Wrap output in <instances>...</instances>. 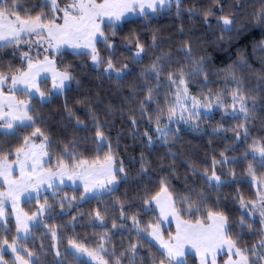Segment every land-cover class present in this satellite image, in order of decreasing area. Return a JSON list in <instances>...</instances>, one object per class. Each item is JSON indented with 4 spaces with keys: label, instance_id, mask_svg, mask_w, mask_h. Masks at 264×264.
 <instances>
[{
    "label": "trees",
    "instance_id": "1",
    "mask_svg": "<svg viewBox=\"0 0 264 264\" xmlns=\"http://www.w3.org/2000/svg\"><path fill=\"white\" fill-rule=\"evenodd\" d=\"M20 2L34 13L41 11L42 0ZM262 10L264 0H220L219 4L215 0H180L179 6L174 1L146 17L128 18L120 24L117 35L113 37L117 42V66H120V62L129 65L125 78L120 81L110 80L102 75V69H96L88 55L64 50L62 55L57 56L58 66L63 68L70 65L80 83L77 85L73 82L63 94H54L47 101L32 99L36 126L42 127L52 140L51 164H56V157L63 152L64 145L72 140L78 146L77 151L88 159L98 154L103 156L108 151L105 147L102 152H96L97 142L93 139L96 129L89 112L91 108L108 137L117 162L122 163L127 179L121 180L111 192L91 198L80 199L84 195L82 187L65 186L58 188L55 194L46 192L36 199L25 201L23 207L28 214L36 211L45 198L51 205L44 221L32 228L28 238L20 239L24 247L34 253L31 258L27 255L30 264H59L61 260L63 264H77L72 256L64 259L68 240L74 238L89 246H95L106 231L111 241L106 246H115L117 254L129 243L141 244V254H144L150 239L144 233L141 234L142 238L137 237L131 217L136 216L143 226L159 214L157 210L145 211L143 197L146 193L154 194L159 190L162 177L167 178L171 190L179 195L193 187L203 190L207 205L224 211L233 224L232 233H240V247L247 246L251 249L252 245L258 244L264 229L261 221L245 214L235 197L239 193L245 201L257 199L255 185L251 183V177L247 173L249 163L253 164L258 177L264 176V167H261L259 157L253 160L249 147L254 140L264 143V48L260 46L261 41H264V23H257L255 20ZM208 11L212 15L206 23L204 13ZM220 15L230 16L235 21L230 32L221 33L217 23ZM105 31L108 33L110 30L105 28ZM132 33L139 36L146 49L141 63L135 62L125 47V38ZM221 34L224 36L223 43L218 41ZM185 42L191 44L194 57L209 58L206 65L207 86L200 82L203 80L202 76L188 83L191 91L196 94L215 97L222 92L221 100L226 104L233 103L230 94L236 89V85L226 81L225 70L235 66L237 77L243 80L242 91L250 97L249 107L255 101V118L248 124L247 139L243 134L239 140L235 139L236 131H239L238 125L244 122L243 119H236L218 110L212 115H202V122L198 127H187L183 124H179V128L172 127L167 143L162 142L164 137H157L152 145L148 144L144 133L147 132L151 137L156 135L157 115H160L161 124L165 122L168 117L167 110L174 102L172 95H167V100L165 97L174 89L170 87L166 73L161 77L158 88L157 81L149 78V85L156 89L153 93L156 99L144 105L147 112L142 114L141 101L145 99L146 89L142 87L145 81L141 74L163 53H169L172 57L171 66L166 64L167 71H175L177 62L183 63V54L179 49ZM20 47L26 50V46ZM132 47L134 50V45ZM97 48L102 56L108 55L102 43L97 44ZM12 53V48L0 49V70H7L9 65L21 66L19 52L15 55ZM42 87L44 91L50 89V80L44 81ZM65 104L73 110L76 117L84 121V125L77 126L75 118H67ZM158 108L162 111L158 112ZM133 117L137 121L134 128L131 124ZM32 131L34 128L21 127L14 134L0 132V147L5 151L14 150L22 143L23 137L30 135ZM246 152L249 153L247 157ZM221 153H224L228 162L216 165V172L222 174L221 179L224 182L218 187H209L202 174L205 169L211 174L213 158L223 159ZM142 164L148 167L147 173L141 171ZM190 165L198 169L197 174H193ZM230 173H235V177ZM65 196L69 199L63 200L64 207L61 208L60 204ZM72 197L76 199L71 200ZM121 206L125 213L124 219L120 216ZM96 210H100L105 216L103 226L92 219ZM241 216L246 221L243 227L238 226ZM113 221L124 226L113 229ZM249 223L252 225L251 229L247 227ZM52 230L56 232L57 243L52 236ZM165 233L167 236L168 230ZM16 235L15 221L9 216L5 227L0 228V244L5 238L11 242ZM155 247L153 243V252ZM57 251L61 253V257L56 256ZM252 259L255 264H264V261L255 257ZM187 264H198V260L189 253Z\"/></svg>",
    "mask_w": 264,
    "mask_h": 264
},
{
    "label": "snow or ice",
    "instance_id": "2",
    "mask_svg": "<svg viewBox=\"0 0 264 264\" xmlns=\"http://www.w3.org/2000/svg\"><path fill=\"white\" fill-rule=\"evenodd\" d=\"M170 0H42L41 11L35 12L26 9L20 0H0V49H13V55L20 54L21 66L9 65L7 70H0V132L4 134H14L19 128H34L30 135L23 137L22 143L14 150L5 151L0 147V228H4L7 223L6 209L11 207V212L15 214L16 237L11 243L8 239H3L0 244V264H7L4 261L6 249H10L15 256L13 264H30V259H25L20 253L26 252L31 258L34 253L28 251L22 244H18L20 234L27 237L34 226H38V217L51 209V205L45 198L36 213L31 216L19 207L22 199H32L33 194L38 198L42 190H53V194L58 190V184L67 180L80 181L85 194L92 193L96 189L111 192L120 180L127 179L124 167H117V158L108 137L102 130L98 117L89 108L91 119L95 126L93 139L96 143V152L100 153L105 147L108 148L103 156L99 154L92 159L83 157L77 151V144L74 140L64 145L63 152L56 157V164H51L52 160V140L42 127L36 126V112L32 104V99L37 98L43 102L52 95H61L69 89L75 82L79 85V80L71 71L70 65H65L62 69L57 66L55 57L64 53L65 49H71L73 54L90 56L92 65L96 69H102V75L108 79L117 81L125 78L129 65L120 62L117 66L116 48L117 42L113 39L117 35V30L125 18L137 11L141 16H147L149 11L155 13L158 8L168 5ZM217 4L220 0H215ZM177 6L180 0H175ZM47 9V11H44ZM222 11V9H221ZM23 13V14H22ZM211 11L205 12V22ZM257 23H264V10L255 17ZM221 33L232 30L235 21L227 15H220L217 18ZM105 28L110 31L106 33ZM125 47L131 53L132 59L141 63L143 55L146 53L144 45L140 42L139 36L135 33L125 38ZM218 41L223 43L224 36L221 34ZM103 44L107 56H102L97 48V44ZM21 45L26 46V50L21 49ZM134 45V50L133 46ZM155 45V36H153ZM264 48V41H261ZM183 54V63L177 62L175 71H167L171 66L172 57L169 53L157 56L150 66L142 72L144 77L143 88L146 89L145 99L141 101V113L147 112L144 107L156 99L155 88L149 85V78L157 81L159 87L161 77L166 73V78L171 88L174 90L166 94L174 97V102L167 110L168 120L172 122L176 116V109H180V119L188 123L194 117H199L204 113L200 111L201 106L206 110L213 107L212 100L217 103L216 108L224 107L219 101L223 93H217L215 97L205 96L202 101L190 95L188 83L203 77L200 81L205 86L208 83V72L206 65L209 58L207 56L194 57L191 44H185L179 49ZM244 64L243 59L241 65ZM227 82L234 83L236 89L231 92L232 115L236 119H243L244 122L238 125L235 139L239 140L241 134L247 139L248 124L255 118V101L249 107L248 100L243 89V80L238 78L235 66H230L225 70ZM51 80V88L47 91L41 90V83ZM25 97V98H21ZM237 105L239 106L237 109ZM67 118H75L77 126L84 125V121L75 116L71 108L65 104ZM158 112H161L159 108ZM187 113V115H185ZM151 121V117H149ZM137 121L131 118V124L135 127ZM155 123L156 132L164 137L163 143H167V137L171 129L165 130L167 125L160 127V115H157ZM198 127V125H196ZM219 130V129H217ZM144 135L148 139V144L152 145V137L147 132ZM252 159L259 157L261 167H264V143L254 140L249 146ZM249 153H245L247 157ZM224 157V153H221ZM227 158L221 160L213 158L212 171L209 175L208 169L203 172L205 183L209 187H218L222 181L221 175L216 172V165L227 163ZM192 168L193 174L198 173V169ZM145 164L141 165L143 173L148 172ZM251 183L257 188V199L245 201L244 197L237 193L235 199L238 200L240 208L248 210L249 206L253 210L259 207L261 224L264 225V176L258 177L253 164L249 163L247 168ZM235 177V173H230ZM159 190L154 194H145L143 203L145 211H156L159 214L147 224L141 226L140 220L132 216V227L136 230L138 238L145 233L150 240L149 247L144 254H141L142 245L139 243H129V245L117 254L115 246L108 247L111 241L109 233L106 231L100 236V242L95 246H89L84 242L74 238L68 240V248L65 249L64 259L72 256L77 264H187L189 253L198 258L199 264H218L222 259L221 254L227 256L223 264H255L252 257L259 261H264V229L262 238L258 244L249 247L239 246L240 233L233 234L231 229L233 224L228 215L221 210L209 207L206 203V196L203 190L195 187L187 190L183 195L176 194L171 190V184L166 177L159 181ZM67 196L62 198L60 207H64L63 200H68ZM76 199L72 197L71 200ZM84 199V197H80ZM69 200V207H71ZM121 219L125 213L123 206L120 212ZM92 219L101 226L105 224V216L100 210L92 214ZM75 220V217H73ZM175 222V232H165L161 225L165 222ZM246 221L241 216L238 226L243 227ZM113 221L112 228L123 227ZM249 229L252 225L247 224ZM6 231L9 229H5ZM53 238L56 237L55 230H52ZM153 242L155 252H153ZM257 249L260 251L258 252ZM57 257H61L59 251ZM87 259H84V258ZM63 264V260L59 262Z\"/></svg>",
    "mask_w": 264,
    "mask_h": 264
},
{
    "label": "rangeland",
    "instance_id": "3",
    "mask_svg": "<svg viewBox=\"0 0 264 264\" xmlns=\"http://www.w3.org/2000/svg\"><path fill=\"white\" fill-rule=\"evenodd\" d=\"M174 1H175V0H170L169 4H171V3L174 2ZM169 4H168V5H169ZM168 5H166V6H168ZM166 6H163V7H160V8H164V7H166ZM149 13H152V12L149 11ZM136 16H141V15L139 14L138 11H137L136 13L129 14V15L125 18V20L128 19V18H131V17H136ZM125 20H124V21H125ZM65 50H70V51H72L71 49H65ZM55 59H56V62H57V56L55 57ZM91 63H92V62H91ZM57 66H58V62H57ZM58 67H59V66H58ZM59 68H60V67H59ZM61 69H62V68H61ZM49 80H50V79H49ZM42 83H43V82H42ZM42 83H41L40 87H41V90L44 91V89H43V87H42ZM50 84H51V80H50ZM188 88H189V86H188ZM189 93H190V95H192V96L196 97L197 99L201 100V101H202V105H203L204 97H205V96H209V95H200V94H196V93L192 92L190 88H189ZM21 98H25V97H21ZM50 98H51V97H49L47 100H49ZM47 100H45V101H47ZM219 102L222 103V104L224 105V107L216 108V107H215V104L217 103V101H216L215 99H213V100H212L213 107H212L211 110H206L203 106H201L200 111L204 113L203 115H212V114H214L216 111H218V110H222V112L225 113L226 115L233 116V115H232L233 109H232V107H231L233 103H231V104H230V103L226 104L224 100H220ZM238 107H239V106L237 105V109H238ZM185 115H187V113H185ZM201 122H202V115H200L199 117H194V118H193L192 120H190L188 123H185L183 120L180 119V109L177 108V109H176V116L174 117V119L172 120V122H169L168 117H167V119L165 120V122H164L163 124H160V127H164L165 125H167V128L165 129V130L167 131L168 129H171L172 127H177V128H179V124H183V126H187V127H195L196 125L200 126V125H201ZM156 127H157V126H156ZM155 131H156V128H155ZM157 137H161V136L156 132V135L152 137V140H153V141L156 140ZM116 166H117V167H120L121 164L117 162V163H116ZM122 166H123V165H122ZM122 180H123V179H122ZM120 182H121V180H120ZM120 182H119V183H120ZM119 183H118V184H119ZM118 184H116V185L114 186V188L117 187ZM65 186H74V187H82V188H83V185L81 184L80 181L72 182V181L67 180V178H65V180H64V182H63L62 184H58V188H63V187H65ZM83 189H84V188H83ZM255 189H256V191H257L256 186H255ZM3 190H4L3 188H0V191H3ZM46 192L53 193V190H52V189H48L47 191L42 190L41 193H40V196H42V195H43L44 193H46ZM106 192H108V191H107V190L96 189V190H94L92 193H89V194H87V195H86L85 192H84L83 197H84V199H86V198H91V197H93V196H98V195L104 194V193H106ZM40 196H39V197H40ZM36 198H37V197L35 196V194H33V198H32V199H36ZM32 199H27V198L22 199V200L20 201V203H19V207H20L21 209H23L24 212H26V210H25L24 207H23V203H24L25 201L32 200ZM246 202H247V201H246ZM40 205H41V204H40ZM39 207H40V206H38L37 209H39ZM37 209H36V211H34L33 213H36V212H37ZM157 211H158V210H157ZM242 211H243L245 214L249 215L251 218H256V219H259V220L261 221V217H260V215H259V207H257V209H255V210H253V209L251 208V206H249V209H248V210H243V209H242ZM33 213L28 214V215L31 216ZM158 213H159V212H158ZM46 215H47V211L44 212L42 216L38 217V219H39V223H42V222L44 221ZM9 216H12L13 219H14V221H15V214L11 212V207H10V205H9V207L6 209V218L8 219ZM262 226H263V228H264V225H262ZM161 229H162V231H164V232H165V230H168V232H172V233H174V232H175V222H174V221H172L171 223L165 222L164 224L161 225ZM30 234H31V233H30ZM30 234H29L27 237H25L23 234H20V239H26V238H28V237L30 236ZM144 235H145L147 238L150 239V237H148L145 233H144ZM165 238H167L166 233H165ZM20 239H19V241H18V244H22V245L24 246V244L22 243V241H21ZM54 239H55V241L57 240L56 237H55ZM9 243H11V242H9ZM56 243H57V241H56ZM153 243H154V242H153ZM154 244H155V243H154ZM68 247H69V246H68ZM20 254H21L22 256H24L25 259H28V258H27V253H26V252H23V251H22ZM221 257H222V259H220V260L218 261V264H223V260H224V259H227V256L223 255V253L221 254ZM84 259H87V258L85 257ZM12 260H13V261L15 260V256H14V254L11 252L10 249H6V251H5V253H4V261H6L7 264H13V261H12ZM197 260H198V258H197ZM198 264H199V262H198Z\"/></svg>",
    "mask_w": 264,
    "mask_h": 264
}]
</instances>
